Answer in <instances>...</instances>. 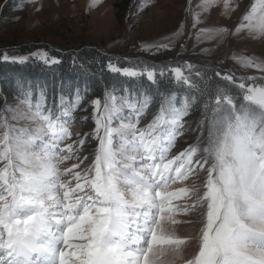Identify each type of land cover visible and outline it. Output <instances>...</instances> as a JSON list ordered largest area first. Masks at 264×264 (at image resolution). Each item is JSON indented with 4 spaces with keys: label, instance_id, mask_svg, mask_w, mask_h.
<instances>
[{
    "label": "snow or ice",
    "instance_id": "snow-or-ice-1",
    "mask_svg": "<svg viewBox=\"0 0 264 264\" xmlns=\"http://www.w3.org/2000/svg\"><path fill=\"white\" fill-rule=\"evenodd\" d=\"M217 2L205 0L201 7ZM223 3L228 10L229 0ZM244 21L264 34V0H255L236 32ZM154 47L167 50L169 45ZM33 55L45 64L59 63L46 53ZM11 59L25 63L28 57ZM255 67L264 71V64ZM108 68L150 81L156 75L111 63ZM172 72L177 82L189 83L180 68ZM223 78L234 82L231 74ZM237 86L248 103L237 109L232 97L218 95L216 104L223 100L230 112L212 122L207 146L190 145L172 159L168 154L187 106L170 107L167 117L162 108L138 129L123 120L113 127L121 112L115 97H109L103 112L100 100L93 101L98 144L87 167L82 166L89 157L80 156L87 135L61 148L73 134L39 106L33 114L39 123L31 131L0 120V264H157L160 256L183 258L193 241L197 251L184 264H264V87ZM123 103L139 118L148 101L139 108ZM72 159L79 163L60 168ZM201 172L206 175L200 186L172 188L199 179ZM177 200L191 202L178 205ZM178 212L196 213L195 236L177 238L164 227L180 222Z\"/></svg>",
    "mask_w": 264,
    "mask_h": 264
},
{
    "label": "rangeland",
    "instance_id": "rangeland-1",
    "mask_svg": "<svg viewBox=\"0 0 264 264\" xmlns=\"http://www.w3.org/2000/svg\"><path fill=\"white\" fill-rule=\"evenodd\" d=\"M204 2L205 0H95V3L94 0H0L2 59L4 55L10 58L8 61L15 57L37 59L33 54L38 52L55 58L49 50L66 52L92 48L113 57L107 61V67L111 63L120 69L128 68L139 73L145 70L164 72L170 69L173 77L172 69L175 68L191 72L198 70L200 66L213 67L223 73V76L231 74L237 85L244 83L246 87H264V71L255 67L257 63L264 64V34L258 29L250 30L246 21L243 22L244 27L236 32L242 23V17L250 11L255 0H229L228 10L225 9L223 0H218L206 8L201 7ZM163 44L169 45V48L157 51L154 47ZM117 59L133 62L135 67H121L117 65ZM248 59L254 63L250 67H245L243 62ZM199 63L203 65H198ZM253 77L257 79L255 81L250 79ZM240 90L245 95L244 91ZM109 97H115L121 108L120 118L113 120V127H118L121 120L135 124L138 129L146 127L148 120H141V124L142 115L137 118V113L114 95L108 96L100 103V112H103L106 102L111 103ZM93 101L95 99L90 100L91 107L88 112H75V108L80 109L82 102L80 98H75L70 109L53 115L52 112H43L42 101L30 105L15 99L3 103L0 120L17 129L25 128L31 131L39 123L33 119V114L39 106L41 113L44 115L50 113L54 121L59 118V122L73 134L60 145L61 148L74 141L83 140L87 135L88 138L80 153L81 158L89 157L82 166L87 167L93 163L98 144L93 136L98 114ZM222 110V104L219 106L215 104L212 112ZM186 120L194 121L190 117L187 119L185 115L181 117L180 123L181 125L183 123V126L179 128L180 134L169 151L168 159L183 151L178 149L183 145L184 149L190 145H198L202 149L208 144L209 128L215 118L207 120L199 137L194 136L181 141L184 136L181 130L192 127L185 125ZM198 139L200 143L197 142ZM76 163L79 161L75 159L65 161L60 164V168H68ZM205 175L201 172L199 179L192 177L185 182H177L172 188L192 187L193 184L200 186ZM190 202L174 201L178 205ZM175 219L180 222L164 224L175 237L190 238L196 235V229L199 227L196 223V213L183 215L178 212ZM196 251L193 241L192 245L184 249L183 258L160 256L157 264L160 261H164L165 264L167 262L184 264V260L191 258Z\"/></svg>",
    "mask_w": 264,
    "mask_h": 264
},
{
    "label": "trees",
    "instance_id": "trees-1",
    "mask_svg": "<svg viewBox=\"0 0 264 264\" xmlns=\"http://www.w3.org/2000/svg\"><path fill=\"white\" fill-rule=\"evenodd\" d=\"M49 51L59 63L45 64L33 58L25 63L5 61L2 59L3 51H0V111L4 107V102L8 103L15 99L30 105L42 101L43 112H52L53 115L70 109L75 98L82 100L80 109L75 108V112H88L91 99H99L100 103H103L110 95L120 98L123 102L134 103L138 108L147 99V106L139 114L140 117L142 115L141 124V120H148L146 127L162 108L166 110L164 115L167 117V109L170 107L183 109L187 106L188 112L185 117L187 119L190 117L194 121L186 120L185 125L192 127L181 130L184 133L181 141H184L194 136L199 137L207 120L211 118L216 120L230 111V106L221 102L223 110L212 112L218 95L232 97L238 109L248 103L244 100V94L238 88L235 79L234 82L224 79V74L213 67L200 66L197 72L182 70L189 81L187 84L177 82L170 69L161 71L162 74L156 71L154 81H150L143 74L129 77L110 71L107 61L113 57L96 49ZM116 63L121 67H135L133 62H126L124 59H117ZM197 142L200 143V139ZM184 148V145L178 147L180 150Z\"/></svg>",
    "mask_w": 264,
    "mask_h": 264
}]
</instances>
